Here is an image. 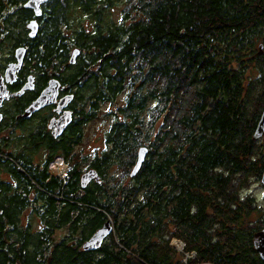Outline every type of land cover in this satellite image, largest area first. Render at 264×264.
I'll return each mask as SVG.
<instances>
[{"label": "trees", "instance_id": "trees-1", "mask_svg": "<svg viewBox=\"0 0 264 264\" xmlns=\"http://www.w3.org/2000/svg\"><path fill=\"white\" fill-rule=\"evenodd\" d=\"M26 1L0 0L7 60L25 48L24 70L74 93V120L61 138L41 139L8 119L0 264H264L255 248L264 215L250 222L264 210L242 196L264 172V141L253 138L264 111V0H125L118 21L120 0H50L34 38ZM118 98L104 148L77 152L86 125ZM57 157L64 178L49 169ZM91 170L99 180L83 187ZM107 222L112 233L85 250Z\"/></svg>", "mask_w": 264, "mask_h": 264}, {"label": "flooded vegetation", "instance_id": "flooded-vegetation-1", "mask_svg": "<svg viewBox=\"0 0 264 264\" xmlns=\"http://www.w3.org/2000/svg\"><path fill=\"white\" fill-rule=\"evenodd\" d=\"M29 0H27L24 3H28ZM50 1V0H48ZM48 1L40 4V15H36L35 11L33 9H28L33 12V20L37 21L41 20L43 14V9L47 5ZM39 24V23H38ZM39 30V29H38ZM30 29H29V36H30ZM3 38L0 37V83H3L6 87V90L8 91L9 97L8 99H5L4 101L0 102V145L3 144L4 140L8 139V131H6V124H8V119L14 120V123H20L21 125H26L27 128H31L32 132L34 134H38L41 136V139H47L48 137H52L55 139L61 138L67 131L68 127L63 131V133L59 137H55L53 134V127H51L52 123H54L56 120L60 119L65 112H70L72 115V121L74 120V110L72 109V104L74 101V93L70 91V89L63 85L62 82H60V88L57 93L56 103L48 104L39 110L35 111L32 114H28L27 111L29 108L37 101V99L40 97L41 93L46 90L49 86V81L45 83V79H37V76L33 74L31 71L24 70L26 65L23 64L20 68V70L16 73V77L14 81H7L6 78V72L10 64H14L17 62L16 58V52L14 51L13 57L10 60H7V53L3 45ZM31 38V37H30ZM261 51L263 50V45L260 46ZM30 79H33V87L32 89L24 90V87L29 82ZM57 80V79H56ZM2 81V82H1ZM73 95V100L71 103H69L66 107L59 110L58 103L60 100L64 97ZM17 124V125H18ZM39 131L41 133H39ZM15 135L17 137H23L24 132L23 129H17L15 131ZM43 142V141H42ZM40 144V143H39ZM46 148V147H45ZM45 148L41 149L40 152L35 156V162L41 163L45 159L46 151ZM58 158V157H57ZM56 158V159H57ZM54 159V161L56 160ZM259 254V253H258ZM47 257V256H46ZM38 259V256H36Z\"/></svg>", "mask_w": 264, "mask_h": 264}, {"label": "water", "instance_id": "water-1", "mask_svg": "<svg viewBox=\"0 0 264 264\" xmlns=\"http://www.w3.org/2000/svg\"><path fill=\"white\" fill-rule=\"evenodd\" d=\"M48 0H29L27 4H25V8L28 9H33L35 11V14L38 16L40 15V4L46 2ZM28 29H30V37L34 38L39 29V24L37 21H31L28 25ZM16 58L17 62L14 64H10L7 72H6V78L7 81H14L16 77V73L20 70L25 55H26V49L23 47L17 48L16 49ZM79 55V51L76 50L73 52L72 57H71V63H75L77 56ZM2 82V81H1ZM33 87V79H30L29 82L26 84L24 87V90L27 89H32ZM60 88V83L56 79H51L49 81V86L46 90H44L40 97L37 99L35 103L29 108L27 111L28 114H32L35 111L39 110L40 108L48 105V104H53L56 103V98H57V93ZM9 94L8 91L6 90V87L3 83H0V102L4 101L5 99H8ZM73 100V95L64 97L60 100L58 103V108L59 110L63 109L66 107L71 101ZM1 120V116H0ZM72 122V115L70 112H65L64 115L56 120L54 123H52L51 127H53V134L55 137H59L63 131L71 124ZM264 136V111L262 113L261 119L259 121V124L257 126V129L254 133V140H258ZM148 149L146 147L141 148L139 150L138 154V161L137 164L135 165L133 171H132V176H134L139 169L141 168L146 155H147ZM93 179L99 180V176L96 173V171L91 170L87 173H85L82 176V186L86 187L90 181ZM262 184L264 185V172L263 176L261 179ZM112 226L110 222H107L103 228H101L98 232H96L91 239L84 244V249L85 250H96L99 249L103 243V241L112 233ZM255 248L257 252L259 253L260 257L262 260H264V229L261 230L259 233L256 234L255 236Z\"/></svg>", "mask_w": 264, "mask_h": 264}, {"label": "rangeland", "instance_id": "rangeland-1", "mask_svg": "<svg viewBox=\"0 0 264 264\" xmlns=\"http://www.w3.org/2000/svg\"><path fill=\"white\" fill-rule=\"evenodd\" d=\"M124 1L125 0H120V2L115 6L114 10L111 12L114 20L118 21L122 17V11L126 4ZM258 74L259 72H255L253 76H256ZM120 104L121 100L118 98V101L116 103H106L101 107L97 118L86 125L84 130V138L82 143L78 146L77 152L80 151L88 155L91 153L93 154L94 151H98L104 148V136L114 122V116L110 115V112H116L117 106ZM261 139L264 141V136ZM50 166L49 169L51 170V172L56 174V170L51 169ZM113 173L119 174L116 169ZM245 195L253 196L254 202L257 207L261 208V210H264V185L261 181H252L249 187L243 191L242 196ZM263 215L264 214L262 213L259 215H254L251 218L250 222H252V224L257 223V221L261 219V216ZM65 233L66 231L59 230L55 235L56 241H59ZM171 245L178 253L177 258L181 259L185 247L184 242L179 239H174L172 240ZM184 255L185 257H194L195 254L185 253Z\"/></svg>", "mask_w": 264, "mask_h": 264}, {"label": "built area", "instance_id": "built-area-1", "mask_svg": "<svg viewBox=\"0 0 264 264\" xmlns=\"http://www.w3.org/2000/svg\"><path fill=\"white\" fill-rule=\"evenodd\" d=\"M50 168L56 170V174L61 178H64L67 171V166L63 158H57L54 162L51 163Z\"/></svg>", "mask_w": 264, "mask_h": 264}]
</instances>
